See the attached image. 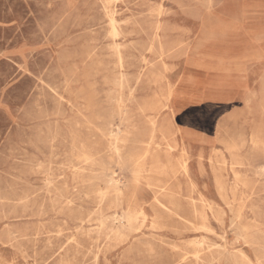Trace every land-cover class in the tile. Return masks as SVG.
<instances>
[{"label":"rangeland","instance_id":"1","mask_svg":"<svg viewBox=\"0 0 264 264\" xmlns=\"http://www.w3.org/2000/svg\"><path fill=\"white\" fill-rule=\"evenodd\" d=\"M82 263L264 264V0H0V264Z\"/></svg>","mask_w":264,"mask_h":264},{"label":"bare ground","instance_id":"2","mask_svg":"<svg viewBox=\"0 0 264 264\" xmlns=\"http://www.w3.org/2000/svg\"><path fill=\"white\" fill-rule=\"evenodd\" d=\"M117 2V1H116ZM161 9H162V6H161ZM109 14H110V12H109ZM109 22H110V26H111V35H112V37H114V38H116L117 37V35H118V31H117V29H116V24L118 25V23H117V21H116V18H115V16L114 15H110L109 16ZM159 23V22H158ZM109 34V33H108ZM111 35H110V37H111ZM119 36V35H118ZM114 47V46H113ZM118 50V49H117ZM150 52V51H149ZM148 53V52H147ZM119 55V54H118ZM119 57V56H118ZM120 59V58H119ZM119 61V60H118ZM121 62V61H120ZM121 64V63H120ZM145 64V63H144ZM41 84V83H40ZM53 92V91H52ZM118 93V92H117ZM172 95H173V93H172V91H169L168 92V94H167V99L169 100L171 97H172ZM62 100V99H61ZM69 104V103H68ZM120 114V113H119ZM148 119V118H147ZM114 124V123H113ZM121 124V123H120ZM152 124H153V122H152ZM93 127V126H92ZM109 127H110V125H109ZM94 128V127H93ZM113 131V130H112ZM119 131V130H118ZM99 132V131H98ZM100 133V132H99ZM101 134V133H100ZM113 134V133H112ZM117 135V134H116ZM112 136V135H111ZM115 138V137H114ZM116 140H115V143H114V153H119V148H118V146L116 145ZM254 144H256V141H254L253 142ZM112 154V153H111ZM110 154V155H111ZM118 155V154H117ZM57 157V156H56ZM55 157V158H56ZM119 157V156H118ZM87 158V157H86ZM89 159V158H88ZM90 160V159H89ZM121 161V160H120ZM141 162H137V163H135V165H134V168L132 169V171H130L131 172V175H130V181L132 182V184H137L138 182H139V178H140V176H141V172L143 171V161L144 160H140ZM87 162V161H86ZM118 162H116V164H117ZM120 166H122V165H120ZM123 167V166H122ZM37 168H39V167H37ZM41 168V167H40ZM109 168V167H108ZM183 170L184 171H186V167L183 165ZM263 168V167H262ZM111 169V168H110ZM108 170V169H107ZM259 170V169H258ZM123 171V170H122ZM129 171V170H128ZM127 171V172H128ZM126 172V171H125ZM130 172H129V174H130ZM259 172V171H258ZM261 172V171H260ZM93 174V173H92ZM260 174V173H259ZM262 174V173H261ZM106 175H109V173L108 174H106ZM125 175V174H124ZM127 175V174H126ZM98 176V175H97ZM113 176V175H112ZM116 176V175H115ZM104 177V176H103ZM50 178V177H49ZM98 178V177H97ZM105 178H106V176H105ZM48 179V178H47ZM108 180H106V183H105V189H104V191L101 193V197H105V196H109V195H111V196H114L115 198H119V197H121L122 196V193H123V189L121 188V186H122V181L120 180V179H118V180H116V179H114L113 177H110V178H107ZM100 181V180H99ZM101 185V184H100ZM66 186V185H65ZM104 186V185H103ZM102 186H100V188H101ZM47 190V189H46ZM46 193V192H45ZM48 193V192H47ZM97 193H99V191L97 192ZM152 193V192H151ZM82 195V194H81ZM85 195V194H84ZM87 196V195H86ZM101 197H99V198H101ZM84 200V199H83ZM116 200V199H115ZM100 201V200H99ZM223 201V200H222ZM160 204V203H159ZM208 204V203H207ZM101 206V205H100ZM114 206V205H113ZM209 207V206H208ZM211 208V207H210ZM227 209V208H226ZM123 212V211H122ZM231 213V212H230ZM99 214H100V212H99ZM99 214H97V215H99ZM196 214V213H195ZM211 214V213H210ZM94 215V214H93ZM222 215V214H221ZM96 216V215H95ZM116 216H118V215H116ZM232 216V215H231ZM112 217V216H111ZM110 217V218H111ZM113 218V217H112ZM120 218V217H119ZM136 215L134 214V212L132 213V212H129V213H125L124 215H122L121 216V218H120V221H119V229L116 231L117 233L119 232V231H121V230H128V229H130V228H132V226L134 225V223H135V221H136ZM239 218V217H238ZM105 219H106V217H105ZM103 221H104V218L102 219ZM113 220H117V218H114ZM86 221V220H85ZM98 222H101V221H98ZM118 223V222H117ZM137 223V222H136ZM135 223V224H136ZM229 223V222H228ZM231 223V222H230ZM6 224V223H5ZM101 224L103 225V222H101ZM143 225H144V221H143V223H142ZM190 224V223H189ZM142 225V226H143ZM191 225V224H190ZM231 225V224H230ZM101 226V225H100ZM112 226H113V224H112ZM234 226V225H233ZM103 227V226H102ZM133 228H134V226H133ZM229 228H232V227H229ZM87 229V228H86ZM112 229V228H111ZM140 229V228H139ZM195 229V228H194ZM60 230V229H59ZM88 230H90V229H88ZM133 230V229H132ZM135 230V229H134ZM115 231V230H114ZM138 231V230H137ZM198 231V230H197ZM87 232V231H86ZM91 232V231H90ZM98 233L100 232V230L99 231H97ZM123 232V231H122ZM129 232H132V231H129ZM135 232V231H134ZM113 233V232H112ZM214 233V232H213ZM58 234V233H57ZM121 234V233H120ZM244 235V234H243ZM75 237V236H74ZM122 236H120V238H121ZM125 237V236H124ZM108 238V237H107ZM219 239H220V237H218ZM242 238V237H241ZM133 239V238H132ZM135 239V238H134ZM222 239V238H221ZM122 240V239H121ZM127 240V239H126ZM205 240V239H204ZM222 241V240H221ZM126 242V241H125ZM201 244V243H200ZM51 245V244H50ZM78 245V244H77ZM248 245V244H247ZM64 246V245H63ZM197 246H198V244H197ZM219 247V246H218ZM221 247V246H220ZM63 248V247H62ZM222 248V247H221ZM12 249V248H11ZM239 249V248H238ZM235 251V250H234ZM99 252V251H98ZM226 252V251H225ZM146 253V252H145ZM241 253V252H240ZM83 256V255H82ZM195 256H198V255H195ZM244 257V256H243ZM103 258H104V256H103ZM197 258V257H196ZM195 258V259H196ZM197 260V259H196ZM247 260V259H246ZM246 260H245V262H246ZM250 263V262H249ZM83 264V263H82ZM86 264V263H85ZM256 264V263H255Z\"/></svg>","mask_w":264,"mask_h":264}]
</instances>
